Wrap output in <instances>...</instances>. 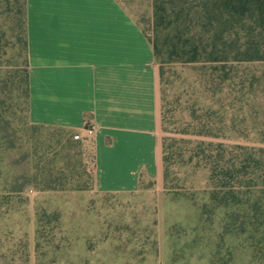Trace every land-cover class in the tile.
<instances>
[{
	"label": "rangeland",
	"instance_id": "obj_1",
	"mask_svg": "<svg viewBox=\"0 0 264 264\" xmlns=\"http://www.w3.org/2000/svg\"><path fill=\"white\" fill-rule=\"evenodd\" d=\"M122 2L151 34L153 0ZM16 20L0 14V26ZM163 67L168 111L163 139L173 154L168 182L164 164L161 183L147 180L132 193H99L91 189L92 165L84 149L68 147V137L59 129L38 127L30 133L36 156L25 160L15 155L13 166L0 162V172L33 174L38 159L42 165H72V172L65 190L0 193V264H264L263 241L257 245L249 234L235 232L223 237L224 208L215 211L213 224L203 214L202 206L209 202V165L193 158L201 141L214 158L221 157V145L231 144L238 165L248 153L264 165V151H252L264 150V63H234L226 82L223 71L210 64ZM195 118L214 136L195 134ZM240 181L249 183L246 176ZM256 183L264 190V174ZM38 210L58 213L59 219L45 222L37 251Z\"/></svg>",
	"mask_w": 264,
	"mask_h": 264
},
{
	"label": "crops",
	"instance_id": "obj_2",
	"mask_svg": "<svg viewBox=\"0 0 264 264\" xmlns=\"http://www.w3.org/2000/svg\"><path fill=\"white\" fill-rule=\"evenodd\" d=\"M27 38L31 122L82 137L73 141L97 192L161 183L160 70L127 9L117 0H27Z\"/></svg>",
	"mask_w": 264,
	"mask_h": 264
},
{
	"label": "trees",
	"instance_id": "obj_3",
	"mask_svg": "<svg viewBox=\"0 0 264 264\" xmlns=\"http://www.w3.org/2000/svg\"><path fill=\"white\" fill-rule=\"evenodd\" d=\"M117 1L123 5L122 0ZM0 14L17 19L16 23L0 26V162L13 166L15 155L25 160L31 155L36 156L37 151L31 145L34 138L30 133L46 126L33 124L30 120L27 0H0ZM137 22L141 25L140 21ZM142 29L153 45L160 70L161 92L166 80L164 64L214 65L215 70L223 71L222 80L226 82L231 79L234 63H264V0H153L151 34ZM165 99L163 94V129L168 114ZM195 119L198 121L195 134L214 136L205 131L207 127L201 118ZM59 130L68 137V147L79 146L67 132ZM220 148L221 157L214 158L199 141L193 156L209 165V202L204 203L201 210L213 224L215 211L224 208L227 212L221 221L223 237L234 232L249 234V239L258 245L264 242L263 235L257 239L259 234H264V190L256 179L264 174V165L250 153L246 162L238 165L231 144ZM252 151L261 153L264 150L253 148ZM172 156V145L164 138L165 183L168 182ZM40 161L38 159L33 174L16 170L0 172L5 176L0 193L21 194L29 188L65 190V180L72 172V165H42ZM89 176L91 189L95 190L93 176ZM244 176L248 177L249 183H241ZM58 219V213L51 215L37 211V251L44 237L45 222Z\"/></svg>",
	"mask_w": 264,
	"mask_h": 264
},
{
	"label": "built area",
	"instance_id": "obj_4",
	"mask_svg": "<svg viewBox=\"0 0 264 264\" xmlns=\"http://www.w3.org/2000/svg\"><path fill=\"white\" fill-rule=\"evenodd\" d=\"M87 130L91 132L92 128L88 126V127H87ZM74 139H75V140H81L82 137H81L80 135H74Z\"/></svg>",
	"mask_w": 264,
	"mask_h": 264
}]
</instances>
